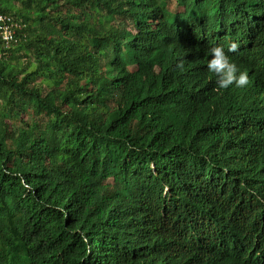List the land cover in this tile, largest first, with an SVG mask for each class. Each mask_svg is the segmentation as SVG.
<instances>
[{
  "label": "trees",
  "instance_id": "obj_1",
  "mask_svg": "<svg viewBox=\"0 0 264 264\" xmlns=\"http://www.w3.org/2000/svg\"><path fill=\"white\" fill-rule=\"evenodd\" d=\"M175 1L0 0V264H264V0Z\"/></svg>",
  "mask_w": 264,
  "mask_h": 264
},
{
  "label": "clouds",
  "instance_id": "obj_2",
  "mask_svg": "<svg viewBox=\"0 0 264 264\" xmlns=\"http://www.w3.org/2000/svg\"><path fill=\"white\" fill-rule=\"evenodd\" d=\"M238 48V42L231 41L226 48L223 44H216L207 49L210 59L207 68L217 77L216 84L221 89L229 86L242 88L249 83V76L246 70L238 67L236 62L230 58L229 52H235ZM179 67H183L182 64Z\"/></svg>",
  "mask_w": 264,
  "mask_h": 264
},
{
  "label": "built area",
  "instance_id": "obj_3",
  "mask_svg": "<svg viewBox=\"0 0 264 264\" xmlns=\"http://www.w3.org/2000/svg\"><path fill=\"white\" fill-rule=\"evenodd\" d=\"M23 25L8 14H0V37L9 45L19 35ZM22 34V31H21Z\"/></svg>",
  "mask_w": 264,
  "mask_h": 264
},
{
  "label": "rangeland",
  "instance_id": "obj_4",
  "mask_svg": "<svg viewBox=\"0 0 264 264\" xmlns=\"http://www.w3.org/2000/svg\"><path fill=\"white\" fill-rule=\"evenodd\" d=\"M168 5H169V8H170L171 10H177V9L180 10V9L183 8V7H179V6L177 5V3H176L175 0H169ZM25 119L29 120V122H32V118H31V117H28L27 115H25Z\"/></svg>",
  "mask_w": 264,
  "mask_h": 264
}]
</instances>
